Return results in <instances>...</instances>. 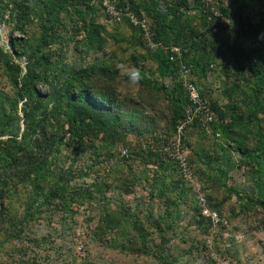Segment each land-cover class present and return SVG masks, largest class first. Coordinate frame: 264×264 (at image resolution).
<instances>
[{"label":"rangeland","instance_id":"obj_1","mask_svg":"<svg viewBox=\"0 0 264 264\" xmlns=\"http://www.w3.org/2000/svg\"><path fill=\"white\" fill-rule=\"evenodd\" d=\"M53 1L0 0V264H264V0ZM169 3L212 122L155 40Z\"/></svg>","mask_w":264,"mask_h":264},{"label":"trees","instance_id":"obj_2","mask_svg":"<svg viewBox=\"0 0 264 264\" xmlns=\"http://www.w3.org/2000/svg\"><path fill=\"white\" fill-rule=\"evenodd\" d=\"M67 1L68 0H63L61 3L53 1L52 7L56 11H58L59 9H63ZM154 18L156 20L155 40L161 47L167 50V55L164 59V62L171 64L172 67H175L179 70V62L172 59V48L180 47L182 50V47L184 46L183 34L185 31L186 23L182 5L180 3L166 4L160 10L154 13ZM211 34L215 35L216 33H213L211 31ZM42 44L45 46L50 44L47 36L43 37ZM182 60L187 65L184 56ZM76 97L78 100L88 99L87 93H84L83 90L77 92ZM40 104L42 103H36L37 106H39ZM74 104L75 103H73L72 107L74 106ZM1 120L2 122H8L11 120V116L6 113L1 117ZM29 120H31V116L27 114L25 117V122H27V125L29 127L25 129L22 136L23 138H26L31 133L32 127L29 124ZM91 120H94L93 116L91 115V110H85L84 108L75 107V112L69 119V125L66 131L70 139L75 140L87 134V131L91 126ZM0 200L4 201L3 194H0ZM1 214H3L2 211H0V215Z\"/></svg>","mask_w":264,"mask_h":264},{"label":"built area","instance_id":"obj_3","mask_svg":"<svg viewBox=\"0 0 264 264\" xmlns=\"http://www.w3.org/2000/svg\"><path fill=\"white\" fill-rule=\"evenodd\" d=\"M104 1H105L104 4L108 7V9L113 8V6L110 3L111 0H103V2ZM203 2L205 4V7H207L209 9V11H212L215 14V12H216L215 7H214L215 0H203ZM121 14H123L122 9H119V11H114V15L118 19H121ZM128 16H129L130 20L135 19L133 14L128 13ZM172 52H173L172 59L176 60L180 64V72H181V75L183 76V82H184V85L187 89V92L189 94V97H190V100H191L192 106H193V110L187 118V123L191 122L195 117H197L201 114H204V113L206 114V122H212L215 119L214 113H212L208 109L199 87L193 81H191V79L189 77L190 69L182 60L183 56H182L181 48L180 47H173ZM184 125H185V123H183L180 126V130L183 129ZM180 158H181L180 159V165H181L183 172L185 174H187L188 176H190L189 175L190 169L188 168L185 159L182 158L181 156H180ZM201 202H203L205 204L206 203L205 198H201ZM202 213L205 216L212 219V221L214 223L219 222L220 218H219V214L216 210H213V209H210V208L204 206ZM222 264H229V263H228V261H223Z\"/></svg>","mask_w":264,"mask_h":264},{"label":"clouds","instance_id":"obj_4","mask_svg":"<svg viewBox=\"0 0 264 264\" xmlns=\"http://www.w3.org/2000/svg\"><path fill=\"white\" fill-rule=\"evenodd\" d=\"M118 68L124 69L123 65H119ZM125 75L132 84H138L143 76L139 69L130 68L125 70Z\"/></svg>","mask_w":264,"mask_h":264}]
</instances>
